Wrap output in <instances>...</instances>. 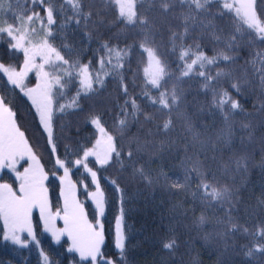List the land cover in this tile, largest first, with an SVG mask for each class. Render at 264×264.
Returning a JSON list of instances; mask_svg holds the SVG:
<instances>
[{"label": "snow or ice", "instance_id": "snow-or-ice-1", "mask_svg": "<svg viewBox=\"0 0 264 264\" xmlns=\"http://www.w3.org/2000/svg\"><path fill=\"white\" fill-rule=\"evenodd\" d=\"M8 4L5 9L4 0H0V11L5 13L0 16V45H7L6 51L10 56L19 59L22 55V61L8 65L0 62V80L6 77L7 84L18 89L31 102L41 135L50 155L54 157V167L63 170V176L59 177L63 207L52 210L49 190L45 185L48 174L25 132L18 126L15 111L8 100L0 96V170L7 169L14 174L17 183L15 189L9 183H0V221L3 223L5 241L27 247V241L21 238V233L25 232L35 240L32 220L36 210L44 230L51 233L53 241L59 243L60 238L66 235L71 242L68 252L77 253L82 264H116L102 251L105 236L100 217L104 215L106 197L98 170L111 166L124 169L131 165L133 178L147 186L163 181L166 188L187 191L196 182V190L192 193L194 199H199L206 207L219 205L225 211L224 217L217 220L225 227L216 233L225 251L230 247L229 238L240 232L260 238L254 246L247 247L243 252L245 257L253 258L256 253H264V224L258 225L252 233L246 225L239 224L233 216V210L238 207L236 192L227 184L221 185L212 168L205 166L208 160L206 153L210 148L213 153L211 159L222 175L227 176L233 171V166L236 172L246 170V150L256 139L257 126L251 121L240 125V145L245 154L238 155L234 146L236 132L232 121L236 113L243 111L234 94L242 93L251 80L246 69L243 76H235L232 71H225V68L238 62V49L244 46L246 38L249 45L257 41L264 43V0H99L100 8L95 13L92 10L84 11L83 0H63L59 9L57 0H25L26 7L18 14L12 11L11 0H8ZM65 5L70 6L73 13L67 20L74 19L77 25L83 21L86 28L91 24L94 29H99L108 23H119L124 25L122 32L135 31L137 38L131 44L125 43L124 47L107 41L101 44L100 49L103 51L97 62L98 68L92 66L91 60L83 63L78 54L74 59L66 58L72 55L71 46L63 44V49L69 51L62 54V50L52 42L53 26L57 23L55 13L58 10L63 12ZM153 9L155 13L150 16ZM9 13L12 15L11 22ZM109 14L112 16L111 21L107 20ZM223 21L227 23L222 26ZM64 27V24L60 25L61 30ZM86 35L90 38V34L86 32ZM205 38L213 42L211 56L205 52ZM250 55L252 58L246 60L245 64L252 65L253 79H258L259 86L264 90V52L257 51ZM133 57L137 58L136 69L131 68ZM173 61L177 62L178 75L170 70ZM221 61L225 62L223 68L218 66ZM140 65H143L142 80ZM212 66H217L215 75L212 74ZM128 72L131 73L133 90L140 87L138 96L153 106L152 112L145 111L137 95L129 92ZM30 73L35 76V84L31 87L27 83ZM108 77L115 81L123 98V104L117 105L116 132L123 137L132 125L141 123V116L147 123L156 120V114L159 113L166 118L156 124V131L169 137L179 126L180 139L157 141L147 137L141 139L139 135L133 134L128 137L125 147L99 115L89 113L85 122L96 130L94 143L90 147L87 142L77 143L75 147L65 144V156L62 157L56 137V119L63 118L69 112L82 111L81 100L90 99L99 93ZM193 77L200 78L198 82L202 91L211 92L210 107L223 117L224 127L216 132L215 138L210 135L202 137L192 118L183 110L184 90L181 85L186 82L185 78ZM222 79L228 81V87L221 84ZM73 86L76 87L75 94L69 96L68 90ZM256 111L264 113V103ZM148 135H152L151 130ZM179 144L183 145L184 153L178 165L184 173L183 181L169 177L163 170L153 174L144 165L137 166L143 154L151 151L159 157L166 151H179ZM260 145L261 151H264V136L260 137ZM222 149H233L226 160L222 156L217 159L216 152ZM202 154L204 160L200 158ZM72 156H75L74 160ZM90 158L94 160L95 166H90ZM21 161L27 162L23 171L18 168ZM69 163L83 168L84 173L91 178L94 191L83 180L80 183L87 199L95 206L94 224L87 219L84 205L76 197L77 186L69 179ZM207 173L212 174L211 180ZM110 183L123 198L124 190L117 181L111 180ZM57 219L63 221V228L56 227ZM206 222L204 214L196 221L198 225ZM122 224L123 209L121 215L116 217L114 241L121 260L125 257L126 238ZM208 239L210 236H205V240ZM176 243L175 238H167L162 246L171 251ZM36 246L39 247V242ZM41 257L44 264H48V257L43 252Z\"/></svg>", "mask_w": 264, "mask_h": 264}, {"label": "trees", "instance_id": "trees-1", "mask_svg": "<svg viewBox=\"0 0 264 264\" xmlns=\"http://www.w3.org/2000/svg\"><path fill=\"white\" fill-rule=\"evenodd\" d=\"M62 3L63 0H57V9ZM8 6V0H4V8L7 9ZM11 6L12 11L18 14L26 7L25 0H19V4H17V0H11ZM83 8L84 11L92 10L95 13L100 8L99 0H95V3L93 0H83ZM154 13L155 9L149 15ZM4 14L3 11H0V16ZM55 15L57 23L53 26L55 30L52 38L53 44L62 50V54L69 51L63 49V44L70 45L72 55L66 56V58L74 59L78 54L83 63H88L91 60L94 68H98L97 62L103 51L100 49L101 44L107 41L112 45L119 44L120 47H124L125 43L131 44L137 38L135 31L125 30L122 32L121 29L124 28V25L119 23H108L99 29H94L91 24L86 28L83 21L77 25L74 19L67 20V17L73 15L71 7L67 5L64 6L63 12L58 10ZM8 17L11 22V13L8 14ZM107 20H112L110 14L107 16ZM226 23L227 21L221 22L222 26ZM61 24L65 25L62 30L60 29ZM225 31L227 32L228 29L226 28ZM86 32L90 34V38ZM204 48L207 55L213 54V42L207 38L204 40ZM6 49V44L0 45V62L8 65L22 61V55L17 59L10 56ZM257 51L264 52V43L257 41L254 45H249L246 38L244 46L238 49V62L225 68V71H232L235 76H243L246 69L248 78L251 80V84L246 86L242 93L234 94V98L241 103L243 111L236 113L232 121L236 132L234 146L238 155L245 154L240 145L242 135L240 125L251 121L253 125L257 126L256 139L248 145L246 150L248 156L246 170L241 169L236 172L233 166V171L227 176L222 175L216 170L217 165L211 159L213 153L210 148L206 153L208 160L205 162V166L211 167L215 172L216 179L221 185L227 184L236 192L238 207L233 210V216L239 224L246 225L250 233L255 232L258 225L264 224V202H262L264 201V151H261L260 145V137L264 136V124H261V121H264V113L256 111L264 103V90L259 86V80L253 79L252 65L245 64L246 60L252 58L250 53L254 54ZM176 63L175 61L170 63V70L178 75ZM224 63L221 61L218 66L223 68ZM131 68H137L136 57L132 58ZM142 69L143 65H140L141 80L143 79ZM216 70L217 66H212L213 75ZM127 75L129 92L137 95V99L145 111L152 112L153 106L149 105L146 99L138 96L140 87L137 86L133 90L131 73L128 72ZM33 78L34 76L30 75L27 83L30 84ZM199 80V77L185 78L186 82L181 85L184 90V105L182 107L192 118L202 137L210 135L215 138L216 132L224 127L223 117L217 110L210 107L211 92L202 91ZM221 84L224 87L229 86L225 79L221 80ZM75 91L76 87H71L68 90V95H74ZM0 96H4L15 111L18 126L25 132L26 138L48 174L49 178L45 181V185L49 190L52 210L55 211L60 208L61 185L59 177L63 175V170L54 167V157L50 155L46 141L41 135L31 102L18 89H13L11 85H8L6 77L0 80ZM118 104H123V98L115 81L108 77L105 80V87L99 93L90 99L81 100L82 111L69 112L63 118H57L55 122L56 137L60 145L61 156H65V144L75 147L77 143L87 142V146L90 147L94 142L96 131L85 122L89 113L99 115L106 127L115 133L119 142L125 147L128 144V137L133 134L139 135L141 139L147 137L157 141L167 138L180 139L181 129L179 126L169 134V137H164L162 133L156 131V124L166 118L159 113L156 114V120L147 123L141 116V123L132 125L122 137L119 132L115 131V121L119 112ZM61 125L64 127L63 132H61ZM149 130L152 132L151 136L148 135ZM245 143L247 144L246 140ZM178 148L179 151H166L159 157L149 151L141 156L137 166L142 164L145 168L152 170L153 174L163 170L169 177L179 178L183 181L184 173L178 166L184 155L183 145L179 144ZM232 151L233 149L217 151V159H220L221 156L225 160L228 159ZM200 158L204 160V154ZM71 159L74 160L75 156H72ZM26 164V161H21L18 168L21 169ZM90 166H95L92 158H90ZM69 167V178L77 186L76 196L84 205L87 219L94 223L95 209L87 199L83 185L80 183L83 180L91 190L93 187L91 178L84 173L83 168H77L71 163H69ZM53 172L56 174L53 175ZM207 175L211 180L212 174L207 173ZM98 178L106 197L104 215L101 218L105 236L102 251L116 264H264V253H256L253 258L243 255L247 247L254 246L257 241H260L259 237H254L251 234L246 236L240 232L235 233L229 238L230 247L225 251L223 243L216 235L225 227L223 224L217 223L218 219L224 217L225 211L219 205L214 208L206 207L199 199H194L192 193L196 190V182H193L187 191L166 188L163 181L153 186H147L139 179L133 178L131 165L124 169H120L119 166L99 169ZM111 180L117 181L124 190L123 198L115 191L114 185L110 183ZM0 182L9 183L14 189L17 184L15 176L7 169L0 170ZM121 209H123L122 227L126 237L123 260L120 259L114 246L115 221L116 217L121 215ZM201 214L207 217V222L198 225L196 221ZM32 223L35 240L29 238L27 239L28 246L21 247L10 240L3 239V223L0 221V264H44L41 252L48 257V264H82L77 253L68 252L69 246L65 238L60 239L59 243L53 241L49 233L44 230L36 213L33 214ZM205 236H210V239L205 240ZM167 238H175L177 242L176 247L171 251L162 246V242ZM37 242H39V247L36 246Z\"/></svg>", "mask_w": 264, "mask_h": 264}, {"label": "rangeland", "instance_id": "rangeland-1", "mask_svg": "<svg viewBox=\"0 0 264 264\" xmlns=\"http://www.w3.org/2000/svg\"><path fill=\"white\" fill-rule=\"evenodd\" d=\"M30 75H32V76H34V74H29V76ZM34 84H35V76H34V78L32 79V81H31V83L29 84V86L31 87V86H34ZM96 131V130H95ZM95 141V140H94ZM94 143V142H93ZM23 167H27V164L26 165H24ZM23 167H21V169H19L20 171H23ZM14 175V174H13ZM63 176V175H62ZM70 179V178H69ZM1 183V182H0ZM16 187H17V184H16ZM92 191H94L95 189H94V186L92 187V189H91ZM77 197V196H76ZM78 199V198H77ZM79 200V199H78ZM90 201V200H89ZM81 202V201H80ZM91 202V201H90ZM92 203V202H91ZM59 205H60V208H62L63 207V200H62V198L60 197V200H59ZM93 205V204H92ZM93 207H94V209H95V206L93 205ZM34 213H36L37 215H38V218H39V212L38 211H36V210H34V212H33V214ZM119 216V215H118ZM101 218L102 217H100V220H101ZM39 220H40V218H39ZM96 220V219H95ZM40 222H41V225L43 226V228H44V225H43V222L40 220ZM58 223H60V225H58ZM95 223V222H94ZM93 223V224H94ZM55 225H56V227L57 228H63L64 227V224H63V221L62 220H60V219H57L56 220V222H55ZM115 230H116V221H115V227H114V241H115ZM49 233V232H48ZM49 235L51 236V233H49ZM52 237V236H51ZM21 238L22 239H25L26 241H27V239H29L30 237H28L27 236V233L25 232V233H21ZM62 238H65L66 239V241H67V243H68V246H70V244H71V242L68 240V238H67V236L65 235V236H62L60 239H62Z\"/></svg>", "mask_w": 264, "mask_h": 264}]
</instances>
